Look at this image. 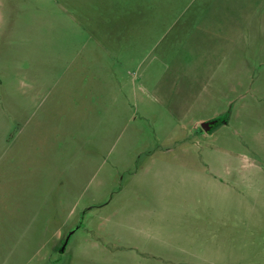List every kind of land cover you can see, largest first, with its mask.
<instances>
[{"label": "rangeland", "instance_id": "374dc122", "mask_svg": "<svg viewBox=\"0 0 264 264\" xmlns=\"http://www.w3.org/2000/svg\"><path fill=\"white\" fill-rule=\"evenodd\" d=\"M0 264H264V0H0Z\"/></svg>", "mask_w": 264, "mask_h": 264}, {"label": "water", "instance_id": "95a60500", "mask_svg": "<svg viewBox=\"0 0 264 264\" xmlns=\"http://www.w3.org/2000/svg\"><path fill=\"white\" fill-rule=\"evenodd\" d=\"M226 119H228V118L226 117ZM218 121H219L218 118L211 119V120H206V121H203V122L200 123V127L204 131L208 132L210 130V128H211V125L217 124V123H218L217 125H219V124H223V123L227 122V121H220V122H218ZM62 250H63V248H62Z\"/></svg>", "mask_w": 264, "mask_h": 264}, {"label": "flooded vegetation", "instance_id": "af4514ba", "mask_svg": "<svg viewBox=\"0 0 264 264\" xmlns=\"http://www.w3.org/2000/svg\"><path fill=\"white\" fill-rule=\"evenodd\" d=\"M226 117H227V116H225V114H224V115H221V116H218V117H215V118H218V119H219L218 122H220V121H227ZM215 118H213V119H215ZM210 120H211V119H210ZM217 124H218V123H217ZM217 124H213V125H211V128H210V130H209L208 132H206V131H204L203 129H201L200 126L197 127V131L200 132V133H204V132H206V133H211V132H213V131H214L219 125H222V124H219V125H217ZM223 124H224V123H223Z\"/></svg>", "mask_w": 264, "mask_h": 264}]
</instances>
